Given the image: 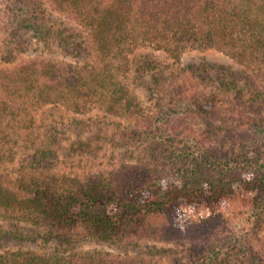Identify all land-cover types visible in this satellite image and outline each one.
Wrapping results in <instances>:
<instances>
[{"label": "trees", "instance_id": "obj_1", "mask_svg": "<svg viewBox=\"0 0 264 264\" xmlns=\"http://www.w3.org/2000/svg\"><path fill=\"white\" fill-rule=\"evenodd\" d=\"M23 1L22 29L32 32L43 49L62 47L77 61L32 54L20 68L0 71V140L11 134L20 136L25 122L36 124L28 115L42 103H61L76 111L99 106L110 115L136 118L140 100L130 87L129 74L132 71L137 77V71L158 66L153 54L140 56L132 66L130 53L140 46L164 48L178 59L189 47L218 48L234 56L246 73L249 68L264 72V0ZM8 58L13 59L12 55ZM219 66H213L224 78L219 89L230 93L232 86L239 87V75ZM220 91L199 92L191 109L203 106L210 97L223 101ZM46 129L51 145L38 147L28 165L22 161L14 179L2 173L0 161L1 236L24 242L43 236L50 241L65 231L86 234L98 242L121 243L126 237L218 235L222 225L215 224L214 216L184 226L178 220L179 207L170 198L171 189L162 183L165 180L157 183L146 168L135 163L109 174L49 170L45 161L60 159L56 146L64 139L57 125ZM4 156L0 153L2 160ZM260 166L264 168L263 161ZM199 187L216 193L222 185L211 188L200 182ZM256 206V213L264 211L259 197ZM0 264L151 263L144 257L101 250L67 257L20 250L12 257L0 255Z\"/></svg>", "mask_w": 264, "mask_h": 264}, {"label": "rangeland", "instance_id": "obj_2", "mask_svg": "<svg viewBox=\"0 0 264 264\" xmlns=\"http://www.w3.org/2000/svg\"><path fill=\"white\" fill-rule=\"evenodd\" d=\"M23 2L0 0V71L20 68L32 54L76 62L62 47L43 49L32 32L22 29ZM9 33H13L10 40ZM13 46L21 50L14 51ZM146 54H153L158 66L137 71V77L131 71L128 79L140 100L136 118L110 115L99 106L76 111L61 103H42L28 115L37 125L25 122L20 136L1 138L0 153L5 155L0 158L1 171L14 179L22 161L28 165L38 147L51 145L46 128L57 125L64 140L54 144L60 159L45 161L49 170L109 174L135 163L157 183L165 180L162 183L171 189L170 198L175 199L178 220L184 226L214 216L215 224L222 225L218 235L126 237L121 243L98 242L89 235L65 231L50 241L43 236L24 242L0 235V255L12 257L24 250L67 257L101 250L144 257L151 264L264 263V211L256 213V199L264 202V168L260 166L264 162V72L249 68L246 73L230 53L201 46L189 47L181 59L164 48L140 46L130 53L132 66ZM216 64L236 72L239 87L232 86L230 93L220 91L224 78L213 68ZM212 90L220 91L223 101L210 97L203 106L191 109L196 94ZM198 182L222 187L216 193L203 191Z\"/></svg>", "mask_w": 264, "mask_h": 264}]
</instances>
